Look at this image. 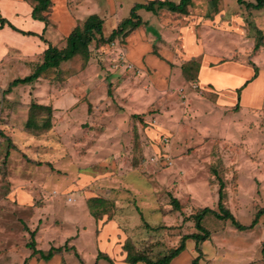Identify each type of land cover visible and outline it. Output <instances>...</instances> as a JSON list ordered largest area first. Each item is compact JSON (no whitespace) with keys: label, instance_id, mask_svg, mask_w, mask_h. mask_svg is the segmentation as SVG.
I'll return each instance as SVG.
<instances>
[{"label":"rangeland","instance_id":"rangeland-1","mask_svg":"<svg viewBox=\"0 0 264 264\" xmlns=\"http://www.w3.org/2000/svg\"><path fill=\"white\" fill-rule=\"evenodd\" d=\"M146 1L152 0L107 4H121L127 19L134 3ZM190 6L193 26L214 13L212 41L223 43L217 48L225 58L248 62L253 46H264V9H247L238 0ZM147 12H140L144 20ZM221 16L233 18L231 26L219 23ZM114 19L104 22L105 36ZM161 42L154 45L164 47ZM166 48L184 46L179 40ZM127 51L132 55L123 36L111 44L98 37L89 55L10 92L11 83L34 73L41 61L0 62V264H109L100 253L113 264H127L128 254L158 261L198 232L195 217L203 209L219 211L220 190L223 206L240 224L250 226L263 211L258 223L241 231L207 215L209 239L198 249L187 240L171 264L196 258L198 264H264V107L239 116L244 137H214L208 119L214 92L198 87L196 63L181 68L177 53L175 62L166 60L173 70L161 71L166 83L160 85L153 79L160 70L144 75ZM34 231L37 250H71L44 262L28 247Z\"/></svg>","mask_w":264,"mask_h":264},{"label":"crops","instance_id":"crops-1","mask_svg":"<svg viewBox=\"0 0 264 264\" xmlns=\"http://www.w3.org/2000/svg\"><path fill=\"white\" fill-rule=\"evenodd\" d=\"M102 1L50 0L48 10L41 13L46 18V21H42L33 16L37 2L33 0H0V19H6L24 33L34 34V36H27L13 30L8 25L1 29L0 62L20 63L23 60H38V62L41 61V65L44 53L49 46L60 50L65 49L67 39L75 28L83 26L92 16H98L103 20V27L108 17L115 18L112 31L116 30L125 20L121 15L123 12L120 8L121 4L115 3L113 8H108L107 0ZM162 1H173L179 4L181 0ZM137 3H134L132 8ZM189 8L188 14L172 13L166 9L159 10L158 13L147 12L149 17L146 20L140 15V12L144 10H140L138 14L144 25L131 32L126 38L128 50L132 51V55H129L127 51L128 60L144 75L148 72L146 69L160 70V73L153 77L160 85L166 83L164 72H172L173 68L170 63L177 60V53L184 61L181 68L185 64L196 63L198 87L214 92L215 101L210 103L208 108V111L210 110L212 113L208 119L211 122L214 121V137H244L246 122L239 119V116L246 115L247 117L251 112H257L264 107V68L257 64L259 61L264 65V46L255 50V44L253 47L256 54L248 62L237 61L231 57L230 59L225 58L219 49L221 47L217 48L223 43L214 44L212 41L214 13H210L211 19H203L201 24L193 26L191 18H187L190 12ZM162 12L165 15H161ZM155 16L161 18L159 26L154 23ZM232 20L233 18L229 19V17L224 20L221 16L219 23L222 22V25L225 24L229 27ZM151 33L155 34L157 39ZM102 35L103 37L110 36ZM179 40L184 48L173 52L166 51L167 46H170L171 49L173 45L178 44ZM154 41L157 43L162 41L161 46L164 47H156ZM227 55H230L229 52ZM153 62L156 65H153ZM181 68L180 75L183 73ZM194 110L198 115L202 111L197 106L194 107ZM114 224V222L108 224L106 232L112 230ZM126 263L128 264V262Z\"/></svg>","mask_w":264,"mask_h":264},{"label":"trees","instance_id":"trees-1","mask_svg":"<svg viewBox=\"0 0 264 264\" xmlns=\"http://www.w3.org/2000/svg\"><path fill=\"white\" fill-rule=\"evenodd\" d=\"M37 2V5L34 9L33 16L36 19H40L42 21H46V18L41 14L48 10L50 6V0H33ZM193 0H181L179 4L174 3L172 1H162V0H152L147 2L146 4L137 3L131 10L130 17L125 19L116 30L112 32L109 37H103V20H101L98 16L90 17L83 26H78L75 30L71 33V35L67 39V47L63 50H60L56 47L49 46V48L44 53V59L40 66L32 73L31 75L25 78H18L15 79L8 90L12 88L21 86V85H29L33 82L37 81L41 78L42 74L51 70V69H59L63 63L71 61L78 55H89V46L93 40H96L99 36V40L101 43L104 44H111L114 40L118 39L119 37L123 36L127 38V36L135 31L140 26L144 25L142 18L138 14L140 10H146L148 12H157L156 10H163L166 9L172 13H179V14H188V8L191 5ZM239 5L246 6L247 9H254V10H262L264 9V0H256L254 3L246 2L245 0H238ZM9 26L13 30L23 33L27 36H34L33 33H24L10 24L6 19H0V30L5 28V26ZM260 32V31H259ZM261 45L256 44L255 50L259 49ZM223 186L221 185V189ZM220 197H219V211H215L210 208L203 209L198 215L195 217L196 221V229L197 233H193L191 235H186L182 239L180 246L172 251H170L167 255L160 258L158 261H151L147 257L135 256L131 257L128 254V264H171L173 260L179 257L185 250H186V241L187 240H194L196 242L197 249L202 242H205L210 237V232L203 226L204 218L207 215H213L217 219L221 221H230L232 225H234L237 229L241 231L250 230L256 226L259 220V216L262 215L263 211L258 214V217L254 220V222L250 226L242 225L238 222L236 217L223 206V193L220 190ZM176 207L178 206L177 201ZM31 236L33 239V243H30L28 247L34 251V254H40V259L44 262L48 263L52 261L54 256L57 253H61L63 250L70 251L71 249L66 248H52L48 253L44 251L37 250L36 248V241L35 236L36 232H31ZM99 259L106 260L109 264H113V261L105 256L103 253H100ZM199 258H196L192 264H198ZM24 264H27L25 262Z\"/></svg>","mask_w":264,"mask_h":264}]
</instances>
